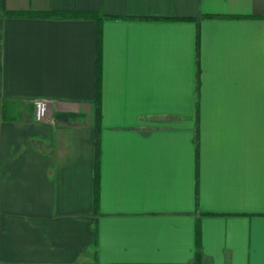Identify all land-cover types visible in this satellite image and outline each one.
<instances>
[{
	"label": "crops",
	"instance_id": "obj_1",
	"mask_svg": "<svg viewBox=\"0 0 264 264\" xmlns=\"http://www.w3.org/2000/svg\"><path fill=\"white\" fill-rule=\"evenodd\" d=\"M0 264H264V0H0Z\"/></svg>",
	"mask_w": 264,
	"mask_h": 264
},
{
	"label": "trees",
	"instance_id": "obj_2",
	"mask_svg": "<svg viewBox=\"0 0 264 264\" xmlns=\"http://www.w3.org/2000/svg\"><path fill=\"white\" fill-rule=\"evenodd\" d=\"M12 14H16V15H22V14H24V13H22V12H14V13H12ZM52 14H57V15H59V14H61V15H64V16H70V15H72L71 13H60V12H50V11H48V12H41L40 13V15H52ZM84 14H86L87 16H97V19H100L101 18V16L98 14V13H96V14H93V13H84ZM107 18H114V17H107ZM151 19H154V20H164V19H171V18H161V17H155V18H151ZM96 98H97V107H96V111H95V126H96V131H97V129H98V127H99V124H100V119H101V117H100V111H99V94L98 93H96ZM96 156H97V154H96ZM198 242V241H197ZM196 246L198 247V243L196 244ZM195 255H196V257L197 256H199V251H198V249L196 250V252H195ZM196 260H197V258H196Z\"/></svg>",
	"mask_w": 264,
	"mask_h": 264
},
{
	"label": "built area",
	"instance_id": "obj_3",
	"mask_svg": "<svg viewBox=\"0 0 264 264\" xmlns=\"http://www.w3.org/2000/svg\"><path fill=\"white\" fill-rule=\"evenodd\" d=\"M48 104L49 100L46 99H37L33 102L34 117L36 121H43L45 119Z\"/></svg>",
	"mask_w": 264,
	"mask_h": 264
}]
</instances>
